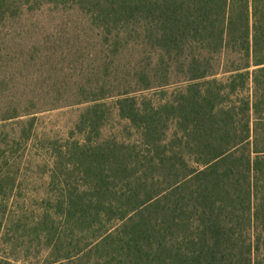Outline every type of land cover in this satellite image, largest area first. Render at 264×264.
Masks as SVG:
<instances>
[{
  "label": "trees",
  "instance_id": "16d2710c",
  "mask_svg": "<svg viewBox=\"0 0 264 264\" xmlns=\"http://www.w3.org/2000/svg\"><path fill=\"white\" fill-rule=\"evenodd\" d=\"M43 8L131 73L76 84L50 195L26 207L13 168L37 117L0 111L7 264H264V0H0V29ZM114 112L126 139L102 136Z\"/></svg>",
  "mask_w": 264,
  "mask_h": 264
},
{
  "label": "rangeland",
  "instance_id": "374dc122",
  "mask_svg": "<svg viewBox=\"0 0 264 264\" xmlns=\"http://www.w3.org/2000/svg\"><path fill=\"white\" fill-rule=\"evenodd\" d=\"M50 11L43 8L8 21L0 29V111L12 108L18 115L31 113L37 117L24 157L13 168L20 184L18 205L24 202L25 207L30 200L40 201L50 195L47 175L54 153L50 143L57 141L55 146L59 147L77 121L81 108L75 106L79 100L74 93L76 84L119 85L131 73L126 54L116 63L105 58L81 16ZM142 58L137 50L136 59ZM173 79L177 81V77ZM115 116L114 112L102 136L126 139L125 123ZM4 242L0 240L1 264H7L5 259L10 253ZM33 257L21 264H34ZM44 257L42 253L39 260Z\"/></svg>",
  "mask_w": 264,
  "mask_h": 264
}]
</instances>
